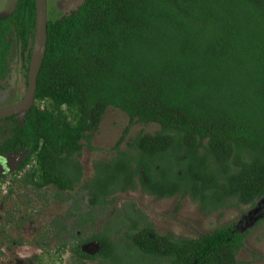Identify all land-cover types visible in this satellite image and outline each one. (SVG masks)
Here are the masks:
<instances>
[{
    "label": "trees",
    "instance_id": "obj_1",
    "mask_svg": "<svg viewBox=\"0 0 264 264\" xmlns=\"http://www.w3.org/2000/svg\"><path fill=\"white\" fill-rule=\"evenodd\" d=\"M35 17V0L0 17V84L13 43L27 79ZM109 108L129 126L83 182L79 157L94 149ZM134 123L159 129L121 151ZM10 152L27 153L15 175L25 172L23 186L58 198L81 185L91 208L78 214L83 225L92 208L114 210L116 195L138 191L188 198L206 215L255 208L264 199V0H84L48 18L34 106L23 125L0 121V154ZM112 215L116 225L71 243L76 264H244L236 255L247 233L233 225L192 239L158 234L132 202ZM91 241L93 255L81 249Z\"/></svg>",
    "mask_w": 264,
    "mask_h": 264
},
{
    "label": "rangeland",
    "instance_id": "obj_2",
    "mask_svg": "<svg viewBox=\"0 0 264 264\" xmlns=\"http://www.w3.org/2000/svg\"><path fill=\"white\" fill-rule=\"evenodd\" d=\"M15 2L16 0H0V17L9 15ZM82 2L83 0H47L48 18L55 19L67 15L77 9ZM19 50V46L13 43L10 52V77L0 84V108L18 102L26 92L27 79L21 69ZM128 126L129 119L124 112L113 108L106 110L99 130L93 136L92 147L94 149L83 148L79 157L84 167L83 182L91 179L93 162L109 160L115 155L114 147ZM158 129L156 124L134 123L130 125L125 141L120 145V150H125L126 142L137 134H154ZM6 186L8 182L3 183L1 187L0 202L5 195ZM75 190L63 196V201L53 197L47 199L44 192L37 194L34 190L27 188L17 190L20 198L14 199L11 204L17 203L15 223L5 222L2 217L9 211H4L6 205L0 204V223L1 226H6L1 229L0 264H74L75 258L71 256V251L68 252L66 249L61 253L58 251L59 247L62 248L67 242L66 246L71 248V243L68 242L76 239L75 236L78 234L82 238H88L91 234L104 229L110 223L112 213L121 209L125 202L134 203L136 209L148 219V222L153 224L154 230L160 235L171 233L175 237L197 239L215 229L233 224L240 231L247 232L244 246L238 253L237 260L246 264H264V221L261 224L256 223V220L264 218V210L261 212L256 210L259 206L264 208V199L252 209L245 206L229 207L206 215L201 213L198 205L188 198L156 200L140 191L130 192L115 196L114 210L96 208L94 210L95 222L83 225V222L79 221L84 218H79L78 214L87 213L88 200L84 191H81L80 185ZM118 221L119 219H114L110 223L111 227ZM14 240L22 242V245L17 247L11 244L10 241ZM95 245L97 244L92 243L85 248L94 252ZM7 246L15 249L14 255H11L12 252L9 250L7 251ZM59 254L60 259L57 256ZM88 264L100 263L88 261Z\"/></svg>",
    "mask_w": 264,
    "mask_h": 264
},
{
    "label": "water",
    "instance_id": "obj_3",
    "mask_svg": "<svg viewBox=\"0 0 264 264\" xmlns=\"http://www.w3.org/2000/svg\"><path fill=\"white\" fill-rule=\"evenodd\" d=\"M35 5V31L32 40L31 58L27 73L26 92L23 98L18 102L0 108V121L8 117H15L18 119V125H23L24 118L34 106L37 77L43 63L47 45V0H35ZM21 162L22 157L19 153L2 156L0 159V174L15 170ZM95 246V251L89 252L90 255L99 251V246Z\"/></svg>",
    "mask_w": 264,
    "mask_h": 264
},
{
    "label": "flooded vegetation",
    "instance_id": "obj_4",
    "mask_svg": "<svg viewBox=\"0 0 264 264\" xmlns=\"http://www.w3.org/2000/svg\"><path fill=\"white\" fill-rule=\"evenodd\" d=\"M84 1V0H83ZM83 3V2H82ZM81 3V4H82ZM80 4V5H81ZM79 5V6H80ZM78 6V7H79ZM77 7V8H78ZM76 10V9H75ZM73 11V10H72ZM17 153H19V154H21V157H22V162H21V164L20 165H18L17 166V168L15 169V170H13V171H11V172H4V173H2V174H0V190H1V187H2V185H3V183H5V182H8V186H6L5 187V189H4V193H5V195H4V197H2V199H1V202H0V204H2V205H6L5 206V210L4 211H9L4 217H2L4 220H5V222L6 223H15V217H16V215H17V211H16V205H17V203H13V205H11L12 204V202H13V200L14 199H18V198H20V194H18L17 195V190L19 191V190H23V189H30V190H34L37 194L39 193V192H44V193H46V198L47 199H49L50 197H53L54 199H56V200H61V201H63L62 200V198H63V196H67V195H69V193H73V192H75L76 190H74L73 192H64V193H61V195H60V197H58V198H56L55 197V195L54 196H52V194H53V192L51 191L53 188H51V187H48L47 189H42V190H36L35 188H32L31 186H23L22 185V182H21V177L24 175V171H22V172H20V173H18V176L16 177L15 175H16V171H17V169L22 165V163H23V160H24V158H25V156L27 155V153H25V152H10V153H4V154H0V159H1V157L2 156H4V155H9V154H17ZM91 179H92V177H91ZM91 179H89V180H86V182H89V181H91ZM81 186V185H80ZM3 189V188H2ZM82 191V190H81ZM1 193V192H0ZM85 193V192H84ZM130 193V192H129ZM127 194V193H126ZM10 208V209H9ZM247 208H249V209H252V207H248L247 206ZM254 208V207H253ZM11 209H13V211H10ZM90 209L91 208H89V210L88 211H90ZM96 208H92V211L90 212V215L87 217L88 218V220H87V223H90V224H93L94 222H95V218H94V210H95ZM259 210V212H261V211H263L264 210V208L263 207H261V206H259V208H256V210ZM98 210H99V208H98ZM88 211H87V213H88ZM74 212V211H73ZM264 221V218H262V219H260V220H256V223L257 224H261L262 222ZM231 225H233V224H231ZM234 226V228H236L239 232H241V233H247V232H244V231H240L235 225H233ZM6 226L5 225H3V226H1V223H0V236H1V233H2V231H1V229H4ZM214 231V230H213ZM212 231V232H213ZM99 232V231H98ZM211 233V232H210ZM79 235V234H78ZM77 235V236H78ZM77 236H75V237H77ZM79 237L80 238H82L81 237V235H79ZM0 239H2L1 237H0ZM246 239V238H245ZM73 240H75V238L73 239ZM72 240V241H73ZM72 241H69L68 243H72ZM245 241V240H244ZM8 242V241H7ZM11 242V244H15V246H21L22 245V242H18L17 240H14V241H10ZM97 244L95 241H91V242H88V243H85L84 245H82V250L83 251H85V252H87L88 254H89V252H91V251H89V250H87L85 247H87L89 244ZM65 244V246H66V244H67V242L66 243H64ZM66 249H68V252H69V250H70V248L68 247V246H66L65 247V249L64 250H66ZM10 251V252H12L11 253V255H14L15 254V252H14V250L15 249H11V247L10 248H8V246H7V251ZM58 251L59 252H61L62 253V248H61V246L59 247V249H58ZM240 252V251H239ZM238 252V253H239ZM238 253H237V255H238ZM60 255V254H59ZM59 255H57L58 257H59V259H60V257H61V255L59 256ZM237 255H236V260H237ZM56 256V257H57ZM71 256H72V254H71ZM238 261V260H237ZM74 264H76L77 262L75 261V259H74ZM239 262H242V261H239ZM242 263H244V262H242ZM86 264H88V262H86ZM244 264H246V263H244Z\"/></svg>",
    "mask_w": 264,
    "mask_h": 264
}]
</instances>
